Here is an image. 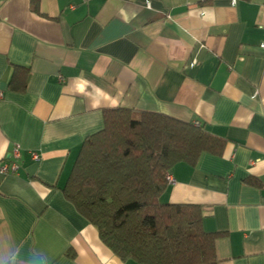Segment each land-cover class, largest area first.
Instances as JSON below:
<instances>
[{"label": "crops", "instance_id": "0c3cea01", "mask_svg": "<svg viewBox=\"0 0 264 264\" xmlns=\"http://www.w3.org/2000/svg\"><path fill=\"white\" fill-rule=\"evenodd\" d=\"M262 43L264 0H0V162L20 148L0 173V264H125L61 192L117 106L227 140L176 163L159 200L201 207L217 264H264ZM13 65L23 91L8 87Z\"/></svg>", "mask_w": 264, "mask_h": 264}, {"label": "trees", "instance_id": "16d2710c", "mask_svg": "<svg viewBox=\"0 0 264 264\" xmlns=\"http://www.w3.org/2000/svg\"><path fill=\"white\" fill-rule=\"evenodd\" d=\"M38 1L31 0L32 10ZM25 74L13 65L9 89L23 91ZM102 122L81 143L63 197L125 264H217L219 233L202 228L201 207L159 196L176 163L193 167L203 153L219 156L227 140L163 113L120 106L103 108Z\"/></svg>", "mask_w": 264, "mask_h": 264}, {"label": "built area", "instance_id": "2783aa9c", "mask_svg": "<svg viewBox=\"0 0 264 264\" xmlns=\"http://www.w3.org/2000/svg\"><path fill=\"white\" fill-rule=\"evenodd\" d=\"M235 2V0H233ZM261 48L264 49V43L261 44ZM1 97V93H0ZM20 157V148L18 145H14L12 149L6 154L4 159L0 162V173L5 174H13L18 169V159ZM31 159L34 161L39 160V154L35 152H31ZM166 180L168 184L173 182V177L170 173L166 175Z\"/></svg>", "mask_w": 264, "mask_h": 264}]
</instances>
